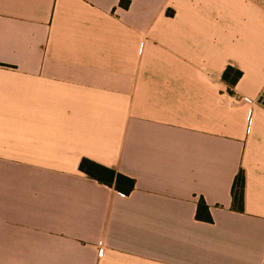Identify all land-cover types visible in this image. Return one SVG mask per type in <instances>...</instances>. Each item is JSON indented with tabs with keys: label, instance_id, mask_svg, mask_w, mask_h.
Returning <instances> with one entry per match:
<instances>
[{
	"label": "crops",
	"instance_id": "1",
	"mask_svg": "<svg viewBox=\"0 0 264 264\" xmlns=\"http://www.w3.org/2000/svg\"><path fill=\"white\" fill-rule=\"evenodd\" d=\"M121 1L0 0V264H264V0Z\"/></svg>",
	"mask_w": 264,
	"mask_h": 264
},
{
	"label": "trees",
	"instance_id": "2",
	"mask_svg": "<svg viewBox=\"0 0 264 264\" xmlns=\"http://www.w3.org/2000/svg\"><path fill=\"white\" fill-rule=\"evenodd\" d=\"M121 7L128 8L129 2L125 0L121 1ZM242 75L243 73L240 70L232 66L227 67L223 73L222 80L226 85L229 86L230 93H233L230 89L237 85V83L242 78ZM79 169L86 176L98 181L103 185L114 188L116 191L124 195H130L136 187V182L134 179L125 176L114 169L97 164L88 159H83L81 161ZM232 199L234 208L239 212H243L245 202L244 171H240L234 181L232 188ZM196 217L199 221L206 223L213 222L209 207L203 199H201L198 203Z\"/></svg>",
	"mask_w": 264,
	"mask_h": 264
}]
</instances>
